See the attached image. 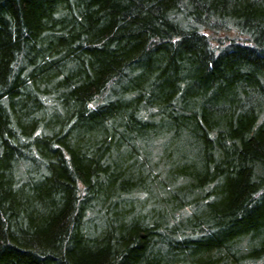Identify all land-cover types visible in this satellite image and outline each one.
Masks as SVG:
<instances>
[{"label": "trees", "instance_id": "16d2710c", "mask_svg": "<svg viewBox=\"0 0 264 264\" xmlns=\"http://www.w3.org/2000/svg\"><path fill=\"white\" fill-rule=\"evenodd\" d=\"M0 264H264V0H0Z\"/></svg>", "mask_w": 264, "mask_h": 264}]
</instances>
